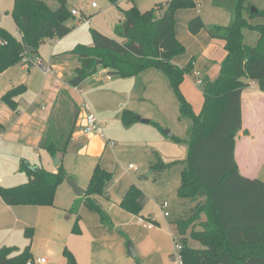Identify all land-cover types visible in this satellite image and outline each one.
Instances as JSON below:
<instances>
[{"label":"trees","instance_id":"16d2710c","mask_svg":"<svg viewBox=\"0 0 264 264\" xmlns=\"http://www.w3.org/2000/svg\"><path fill=\"white\" fill-rule=\"evenodd\" d=\"M12 1L10 13L18 36L0 27V73L23 59L33 61L46 40L63 37L74 27L67 23L72 14L65 0H58L60 5L56 9H51L43 0ZM212 1L216 7L231 13L229 23L205 24L200 15L188 22L191 33L205 29L211 38L224 40L226 50L218 75L214 79H201L204 100L198 113L180 88L184 75L192 69V61L183 67L172 61L185 51L175 36V12L195 6V0H168L145 11L136 5L120 8L121 17L113 29L116 38L91 28L92 44H77L69 51L79 59L69 84L79 85L99 67L121 78L136 77L152 68L163 72L176 98L180 117L190 120L188 139L174 134L169 136L188 146L177 195L193 203L187 215L174 220L180 239L175 242L181 245L179 264H264V181L242 175L234 156L236 135L242 127V92L250 81L264 91V23L252 22L255 17L264 18V7L248 0ZM251 6L256 11H252ZM244 28L259 33L255 45L244 41ZM23 89L22 84L9 89L1 101L14 108L13 99ZM71 102L68 92L61 90L55 100V112L51 113L39 141V146L53 156H62L71 138L78 110ZM140 117L130 109H123L120 114L125 126L139 121ZM151 122L161 130L158 123ZM170 165L158 158L149 166L151 171L159 172ZM20 169L27 174V182L12 187L0 186V195L8 204L52 205L57 187L68 178L62 163L56 172L24 162ZM111 178L112 174L97 162L83 196L86 206L97 211L106 222L108 217L96 195L103 194L105 183ZM140 193L137 185H130L119 205L134 215L140 214ZM78 206L79 202H75L69 211L77 214ZM201 213L205 220L194 224ZM77 228L78 216L72 229ZM24 234L30 240L33 229L25 228ZM187 234L199 241L201 247H190ZM63 254L75 264L67 248ZM28 261H32L31 243L21 251L16 246L0 247V264H28Z\"/></svg>","mask_w":264,"mask_h":264},{"label":"rangeland","instance_id":"374dc122","mask_svg":"<svg viewBox=\"0 0 264 264\" xmlns=\"http://www.w3.org/2000/svg\"><path fill=\"white\" fill-rule=\"evenodd\" d=\"M43 1L51 9H56L60 5L58 0ZM166 1L168 0H65L68 10L77 9L78 11L77 15L70 16L67 21L74 27L65 36L54 38L42 45L38 59L42 63H47L54 54L57 57L50 62L51 65L53 66L54 62L62 64L63 79H70L74 76L73 67L77 65L78 60L76 55L69 51L77 44L86 46L92 44L91 28L116 38L113 29L120 19V8L125 9L130 5H136L141 11H145L157 3L165 4ZM195 1V6L188 7L178 14L179 25L182 26L188 12L202 14L206 24L216 23V21L221 24L229 23L231 13L225 8L216 7L212 0ZM248 1L255 6L264 7V0ZM92 2L96 4L95 7H91ZM11 10L12 0H0V27L16 35ZM158 11L160 12V9ZM258 18L261 17H255L254 23H260ZM34 58L32 60H35ZM17 68L18 74H22L20 65ZM106 74L108 71L102 72L98 68L94 74L84 79L77 89L81 90L85 103L91 107L95 105L101 112V117L108 116L112 120L108 122L109 124L102 125L103 133L104 136L106 132L110 133L115 141L114 149L119 154L122 167L129 172L141 190L139 196L141 212L138 215L132 213L130 215L127 214L128 211L119 207L112 211L102 208L108 217L106 222L101 219L97 211L83 206L78 211V228L72 231L71 227L77 216L68 210L69 207L65 208V215L70 216L68 227L71 228L72 233L69 230L68 237L63 238V240L66 239L67 245L61 246L58 238L53 243L55 236L50 234V231H36L31 245V251L34 254L36 252V256L32 259L33 264H44L36 261L37 256L48 259V264H69L65 254L62 253L64 246L72 253L75 264H179L175 241L179 242L180 239L177 234H172L171 221L176 217L179 218L189 208L187 200L177 195L181 171L188 157V146L185 142H175L165 135L163 130L169 129L175 136L188 139L190 120L180 117L176 98L168 86L165 74L160 70L148 69L131 79L118 78L111 73V78L107 79ZM27 95H30L28 91L23 92V97ZM120 107L139 109L143 115H149L161 126V130L157 128L159 135L154 138L148 132L140 137L132 138L131 129L122 124L120 112H115ZM197 107V104H194V109L198 111ZM158 158L163 163H170L169 168L159 172L151 171L150 163L156 162ZM129 164L137 169L129 168ZM262 173L264 175V163ZM20 174L22 173L19 172L16 176ZM144 176L146 178H140ZM76 177L80 181L83 179L86 181L84 171H80ZM59 188L61 187H57L56 192L57 190L61 192ZM62 196L65 201V193H62ZM163 202L168 204L166 208L161 207ZM164 210L168 212L167 217L164 216ZM138 216L148 221H155L156 228L144 227L138 222ZM25 242L22 244L20 242L19 247H23ZM128 245L135 250L134 255L128 252ZM49 247H51L50 250L47 249Z\"/></svg>","mask_w":264,"mask_h":264},{"label":"crops","instance_id":"0c3cea01","mask_svg":"<svg viewBox=\"0 0 264 264\" xmlns=\"http://www.w3.org/2000/svg\"><path fill=\"white\" fill-rule=\"evenodd\" d=\"M185 9L187 8H181L175 12V36L184 45L185 51L175 56L172 61L180 67L192 61V69L184 75L180 88L194 111L196 110V108L194 109V104H197L198 111L196 110L195 112L198 113L204 100L200 84H198V79L204 77L214 79L218 75L220 63L226 56V50L224 48V40L211 38L205 29H201L196 34L189 31L188 22L191 18L196 16L195 12H188L186 18L182 22V26L179 25L177 23L178 14ZM200 15L204 22L203 15ZM256 19H252V22ZM258 19V22L264 23V18L261 17ZM216 23L221 24L218 21H216ZM180 26L181 29H179ZM15 32L16 35H18L16 26ZM243 38L247 44L255 45L259 38V33L256 30L244 28ZM49 40H46L45 43ZM36 57H40L39 50ZM55 57L57 56L52 54L48 62L44 63L52 67L50 73H44L41 68L30 67L26 62L21 61L7 68L0 74V186L12 187L28 181L27 174L20 169V164L22 162L29 166L42 167L50 172H56L57 167L62 163L68 174V178L58 186L61 187L59 188L61 192L57 190L52 205L8 204L0 195V247L16 246L19 251H21L29 243L32 245L33 235L38 230H43L45 232L50 231V234H54L55 239L53 243L58 238L61 246L62 244L67 245L66 239L63 240V238L65 236L68 237L69 230L71 233L73 224L71 228L68 227L70 216L65 215V208L69 207L68 210H70L75 202H79L77 214H75V216H78V211L83 206H86L83 201L84 195L81 197L76 196L67 181L73 180L86 190L91 172L97 162L103 169L112 174V178L105 183L103 194L96 195V200L99 201L97 202L102 208L108 211H112L113 209L116 210L118 207L122 208L119 205L120 201L126 194L130 185H136L132 176L129 175V172L125 171L122 167L119 154L114 149L115 141L111 138L110 133L106 132L105 136H101L99 134L84 133L82 131L81 128L84 123L85 112L83 107L85 104L84 97L81 90L78 91V85L73 86L69 84L71 78L63 79L62 71L64 67L62 64L54 62L53 66L51 65L50 62L56 59ZM77 60V65H75L73 69L79 66L78 57ZM19 65L22 74H18L19 70L17 67H19ZM99 68L102 72L104 70L105 72L107 71L105 68ZM53 71L55 73H53ZM110 75V73L106 74V78ZM131 78L134 77L123 79ZM167 83L170 87L169 81ZM20 84L24 86V89L14 97V108L9 106L6 102L1 101V97L6 91ZM114 88H116V85H114ZM61 90H66L68 92L72 101L71 103L75 105L78 110L75 117V126L66 152L62 156L56 155L61 163L55 165L53 160L56 156H53L46 148L40 147L39 141L47 127L51 113L55 112L54 110L57 106L55 100ZM25 91H28L30 95L23 97V92ZM19 102H21V104ZM89 107L102 125H104V123L109 124L108 122L112 121L108 116L101 117V112L96 109L95 105ZM123 109L126 108L120 107V109L115 111L120 112L119 117ZM129 109L138 113L140 116L150 119L148 123L139 120L128 126L123 125L131 129L130 136L132 138H136L137 136L140 137L143 133L148 132L151 133L154 138L159 135L157 127L151 122L153 120L149 115H143L139 109H133L131 107H129ZM241 115L242 127L236 135L234 150L235 160L242 175L249 178L264 180V175L262 173V166L264 163V91H261L255 82L250 81L249 85L242 92ZM109 141H112L113 144ZM80 171H84L86 181H84V179L83 181L77 179L76 176ZM19 172L22 174L16 176ZM62 193H65V201ZM187 203L189 204V208L186 212L184 211L181 216L187 215V212L193 206V203L188 200ZM127 214L131 215L129 212ZM174 220L171 221L172 234H177V236H179L177 225ZM203 220H205V216L201 213L199 219L195 221L194 224H198ZM152 222L155 226L148 229L156 228V222ZM27 227L33 229V235L30 240L24 234V230ZM197 228L198 225H196V229ZM186 238L187 244L190 247H201L200 242L190 237L189 234L186 235ZM20 242L21 244L25 242L23 247H19L18 244H20ZM50 248L51 247L47 249L50 250ZM64 248L66 247H63L62 253ZM31 253L32 259H34L36 252L34 254V252L31 251ZM37 258H40V256H37L36 259ZM56 260L58 259L56 258ZM41 263L48 264V259H45V261Z\"/></svg>","mask_w":264,"mask_h":264},{"label":"built area","instance_id":"2783aa9c","mask_svg":"<svg viewBox=\"0 0 264 264\" xmlns=\"http://www.w3.org/2000/svg\"><path fill=\"white\" fill-rule=\"evenodd\" d=\"M91 6H96L94 2L91 3ZM72 15L78 14V11L76 9L71 10ZM24 62H26L30 67H39L44 73H50L52 71V67L42 63L38 58H36L33 61L28 62L26 59H24ZM198 75V74H197ZM107 78H110V76H107ZM201 83V79H198V84ZM84 123L82 125V131L84 133H90V134H99L101 136H104L103 133V127L102 124L99 122L97 117L93 114V112L90 110V107L87 103L84 104ZM111 144H113L112 141H109ZM129 168L137 169V167L133 166L132 164L129 165ZM168 204L166 202H163L161 207L166 208ZM164 215L167 216L168 212H164ZM138 222L141 223L143 226L147 228H152L155 226V224L152 221L146 220L142 216H138ZM181 245L178 242H175V249L179 251ZM177 259L179 260L180 263V255L178 252V257ZM36 261L43 262L45 261L44 258H37ZM32 261H28V264H30Z\"/></svg>","mask_w":264,"mask_h":264},{"label":"water","instance_id":"95a60500","mask_svg":"<svg viewBox=\"0 0 264 264\" xmlns=\"http://www.w3.org/2000/svg\"><path fill=\"white\" fill-rule=\"evenodd\" d=\"M251 10L252 11H256V8L254 6H251ZM140 121L141 122H144V123H148V122H150V119L149 118L140 117ZM163 133L165 135H167V136H171L172 135V132L169 129H164L163 130ZM53 162H54L55 165H59L61 163L60 162V159L57 156L54 157ZM68 184L70 185L71 189L73 190V192H74V194L76 196L81 197V196H83L85 194V189L82 188L80 185L76 184L73 180H69L68 181ZM128 252L131 255H134L135 254V250L131 247V245H128Z\"/></svg>","mask_w":264,"mask_h":264}]
</instances>
